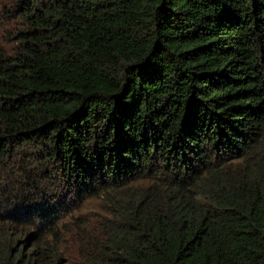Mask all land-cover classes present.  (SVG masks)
Listing matches in <instances>:
<instances>
[{
  "label": "trees",
  "instance_id": "obj_1",
  "mask_svg": "<svg viewBox=\"0 0 264 264\" xmlns=\"http://www.w3.org/2000/svg\"><path fill=\"white\" fill-rule=\"evenodd\" d=\"M1 16L0 264H264V0Z\"/></svg>",
  "mask_w": 264,
  "mask_h": 264
},
{
  "label": "rangeland",
  "instance_id": "obj_2",
  "mask_svg": "<svg viewBox=\"0 0 264 264\" xmlns=\"http://www.w3.org/2000/svg\"><path fill=\"white\" fill-rule=\"evenodd\" d=\"M4 1L5 0H0V36H9L12 33L13 25L9 22L8 19L1 16V8ZM95 204H97V201L92 199L87 204H85L84 207H82V209L78 213V215L82 217L81 219L87 217L86 213H88V215H92L93 213H95L96 215L98 214L99 207ZM85 206L87 208H85ZM69 223L70 222H67L66 227L69 226Z\"/></svg>",
  "mask_w": 264,
  "mask_h": 264
}]
</instances>
